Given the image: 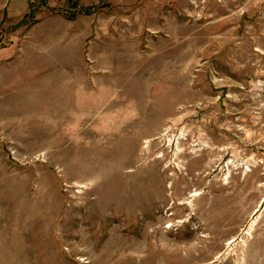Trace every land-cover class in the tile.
Listing matches in <instances>:
<instances>
[{
	"label": "rangeland",
	"instance_id": "374dc122",
	"mask_svg": "<svg viewBox=\"0 0 264 264\" xmlns=\"http://www.w3.org/2000/svg\"><path fill=\"white\" fill-rule=\"evenodd\" d=\"M0 264H264V0H0Z\"/></svg>",
	"mask_w": 264,
	"mask_h": 264
}]
</instances>
